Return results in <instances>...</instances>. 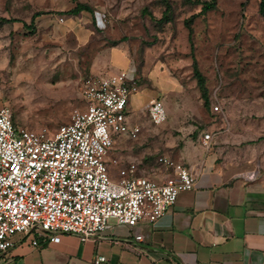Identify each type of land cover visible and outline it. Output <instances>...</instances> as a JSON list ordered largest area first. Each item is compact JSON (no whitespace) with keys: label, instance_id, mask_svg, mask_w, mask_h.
I'll use <instances>...</instances> for the list:
<instances>
[{"label":"rangeland","instance_id":"obj_1","mask_svg":"<svg viewBox=\"0 0 264 264\" xmlns=\"http://www.w3.org/2000/svg\"><path fill=\"white\" fill-rule=\"evenodd\" d=\"M202 1L0 0V107L10 108L15 126L51 134L75 109L84 108L82 82L96 68L119 61L118 55L145 82L153 76L167 78L173 92L161 96L170 104L165 122L111 150V157L122 151V163L134 162L141 174H165L157 158L169 155L172 143L180 144L187 129L198 125L199 112L208 113L213 122L262 127L260 0H215L213 10L193 17ZM77 3L93 13L66 14ZM167 4L169 12L163 16ZM194 61L204 78L208 107L197 86ZM212 104L221 111L213 113Z\"/></svg>","mask_w":264,"mask_h":264},{"label":"built area","instance_id":"obj_2","mask_svg":"<svg viewBox=\"0 0 264 264\" xmlns=\"http://www.w3.org/2000/svg\"><path fill=\"white\" fill-rule=\"evenodd\" d=\"M136 90L137 82L128 80L124 70L86 78L81 84L84 108L75 109L51 134L15 126L10 108L0 107V254L13 246L18 233L35 234L31 245L39 246V240L59 242L62 234L81 241L95 238L110 220L130 228L141 222L152 225L180 193L193 189L195 176L188 167L164 155L157 162L170 173L162 180L116 159L117 176H110L107 157L113 137L135 140L140 133L138 125H129L126 113ZM211 111L221 109L212 104ZM147 113L151 124L165 122L160 96L149 102ZM210 138L203 134L205 146ZM107 263L104 255L92 259V264Z\"/></svg>","mask_w":264,"mask_h":264},{"label":"crops","instance_id":"obj_3","mask_svg":"<svg viewBox=\"0 0 264 264\" xmlns=\"http://www.w3.org/2000/svg\"><path fill=\"white\" fill-rule=\"evenodd\" d=\"M115 56L119 61L96 68L91 76L124 70L128 80L137 82L126 113L129 125L140 127L138 138L153 125L147 113L149 102L173 92L167 78L160 81L153 76L147 83L126 59ZM162 102L165 110L169 108ZM197 116L198 125L187 129L180 144L173 142L169 155H164L188 167L195 176L194 187L180 193L156 223L141 222L130 228L110 220L95 238L81 241L73 234H62L59 242L39 240V246L31 245L35 234L18 233L13 246L0 254V264H92L97 254L106 256L107 264H264V125L213 122L203 111ZM204 133L211 134L208 146L203 143ZM113 138V147L130 140L126 135ZM110 154L108 170L116 178L112 160L126 164L124 153ZM164 171L148 177L162 180L170 173ZM251 174L252 178L244 176Z\"/></svg>","mask_w":264,"mask_h":264},{"label":"trees","instance_id":"obj_4","mask_svg":"<svg viewBox=\"0 0 264 264\" xmlns=\"http://www.w3.org/2000/svg\"><path fill=\"white\" fill-rule=\"evenodd\" d=\"M187 1H190V0H187ZM194 4H196L197 2H193ZM215 0H205V1H202L201 2V9H200V12L197 13V14H193L192 16L193 17H196L198 15H202L204 14L205 12L209 11V10H213L215 8ZM82 11H86V12H90V13H93L91 7H89L88 5L86 4H83V3H77L72 9H70L69 11L66 12V14H70V15H77L79 14L80 12ZM169 12V5L167 4L166 7H165V11H164V14L163 16H165L167 13ZM259 12L262 16H264V0H260V3H259ZM40 13H35L32 17V19H34L36 16H38ZM3 21L5 22H11L13 20H5L3 19ZM188 27V31H189V40H190V35H191V28L189 25H187ZM123 39H120V41H122ZM113 44H117L118 41H113L112 42ZM193 70H194V76L197 80V86L199 88V91H200V95H201V98L203 100V105L204 107H208V97H207V89L205 87V83H204V78L203 76L201 75V73L199 72V70L197 69V65L195 63V61L193 62Z\"/></svg>","mask_w":264,"mask_h":264}]
</instances>
